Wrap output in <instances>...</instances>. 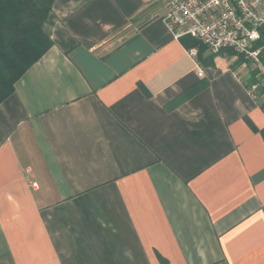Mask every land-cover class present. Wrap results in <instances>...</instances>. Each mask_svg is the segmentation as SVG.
I'll return each instance as SVG.
<instances>
[{
  "label": "crops",
  "instance_id": "0c3cea01",
  "mask_svg": "<svg viewBox=\"0 0 264 264\" xmlns=\"http://www.w3.org/2000/svg\"><path fill=\"white\" fill-rule=\"evenodd\" d=\"M54 10L0 103V264H264L253 62L190 55L160 0Z\"/></svg>",
  "mask_w": 264,
  "mask_h": 264
},
{
  "label": "built area",
  "instance_id": "2783aa9c",
  "mask_svg": "<svg viewBox=\"0 0 264 264\" xmlns=\"http://www.w3.org/2000/svg\"><path fill=\"white\" fill-rule=\"evenodd\" d=\"M160 1L165 6V22L173 37L188 35L212 53L232 49L245 61L253 62L259 79L247 90L258 100L260 86L264 85V0ZM187 50L192 56L198 55V47ZM197 71L204 74L200 64ZM31 184L37 186L35 181Z\"/></svg>",
  "mask_w": 264,
  "mask_h": 264
},
{
  "label": "trees",
  "instance_id": "16d2710c",
  "mask_svg": "<svg viewBox=\"0 0 264 264\" xmlns=\"http://www.w3.org/2000/svg\"><path fill=\"white\" fill-rule=\"evenodd\" d=\"M55 0H0V103L9 97L16 83L53 45L56 22ZM186 48L206 49L191 36L180 38ZM264 41V40H262ZM222 51L234 52L232 49ZM218 52V53H220ZM218 53H210L206 59ZM258 71L253 78L258 81ZM264 93V85L260 86Z\"/></svg>",
  "mask_w": 264,
  "mask_h": 264
},
{
  "label": "rangeland",
  "instance_id": "374dc122",
  "mask_svg": "<svg viewBox=\"0 0 264 264\" xmlns=\"http://www.w3.org/2000/svg\"><path fill=\"white\" fill-rule=\"evenodd\" d=\"M264 54L262 55V58H263Z\"/></svg>",
  "mask_w": 264,
  "mask_h": 264
}]
</instances>
